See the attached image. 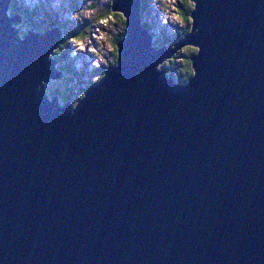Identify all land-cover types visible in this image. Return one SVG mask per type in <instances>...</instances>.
Wrapping results in <instances>:
<instances>
[{"label":"water","instance_id":"obj_1","mask_svg":"<svg viewBox=\"0 0 264 264\" xmlns=\"http://www.w3.org/2000/svg\"><path fill=\"white\" fill-rule=\"evenodd\" d=\"M0 0V260L4 264H264V0H201L199 74L154 64L141 0L118 67L78 111L37 89L61 79L59 27L19 39ZM143 77V81H141ZM94 123V127H93Z\"/></svg>","mask_w":264,"mask_h":264},{"label":"clouds","instance_id":"obj_2","mask_svg":"<svg viewBox=\"0 0 264 264\" xmlns=\"http://www.w3.org/2000/svg\"><path fill=\"white\" fill-rule=\"evenodd\" d=\"M200 2L141 0L140 23L151 36L152 48L171 52L154 64V71L166 69L165 75L177 84H189L199 74L194 57L203 45L187 37L201 30L195 16ZM115 5L116 0H11L5 15L23 17L21 23L12 25L19 39L24 40L30 31H49L53 27L50 18H55V26L61 30L62 40L48 52V59H59L55 67L63 72V78L41 79L37 85L49 101L56 97L61 107L70 103L76 112L88 90L106 79V69L119 66L120 42L126 37L129 16ZM74 73L80 74V80L69 90Z\"/></svg>","mask_w":264,"mask_h":264},{"label":"rangeland","instance_id":"obj_3","mask_svg":"<svg viewBox=\"0 0 264 264\" xmlns=\"http://www.w3.org/2000/svg\"><path fill=\"white\" fill-rule=\"evenodd\" d=\"M19 15V14H18ZM20 17H21V22L23 21V17L20 15ZM53 21H55V18H50V22L53 24V26H55V22H53ZM20 22V23H21ZM55 28H57L56 26H55ZM52 29H53V27H52ZM58 63H59V59H58ZM178 67V66H177ZM63 78V77H62ZM61 78V79H62ZM78 80H80V74L79 73H74V76H73V79L71 80V81H69V83H68V89L70 90V89H72V88H75L76 87V82L78 81Z\"/></svg>","mask_w":264,"mask_h":264},{"label":"trees","instance_id":"obj_4","mask_svg":"<svg viewBox=\"0 0 264 264\" xmlns=\"http://www.w3.org/2000/svg\"><path fill=\"white\" fill-rule=\"evenodd\" d=\"M53 22H55V21H53ZM55 24H56V22H55ZM54 27V26H53Z\"/></svg>","mask_w":264,"mask_h":264}]
</instances>
